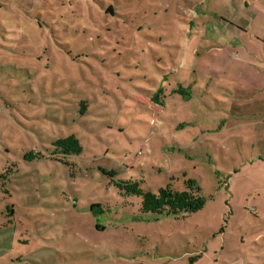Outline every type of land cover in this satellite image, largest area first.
Masks as SVG:
<instances>
[{"label": "rangeland", "instance_id": "1", "mask_svg": "<svg viewBox=\"0 0 264 264\" xmlns=\"http://www.w3.org/2000/svg\"><path fill=\"white\" fill-rule=\"evenodd\" d=\"M261 67L264 0H0V264H264Z\"/></svg>", "mask_w": 264, "mask_h": 264}, {"label": "trees", "instance_id": "2", "mask_svg": "<svg viewBox=\"0 0 264 264\" xmlns=\"http://www.w3.org/2000/svg\"><path fill=\"white\" fill-rule=\"evenodd\" d=\"M202 10L207 12L206 8H202ZM187 89V87L178 83L171 89V93L184 97L188 95ZM163 94V87H157L156 91L151 96L152 101L163 105ZM53 145L58 148V153H63L65 155L79 154L81 151L79 141L74 135L55 139ZM28 156L32 157V154L28 153L24 155L25 158ZM100 169L105 175L112 177L111 182L117 186L118 190H120L123 195H136L140 197L141 201L138 212L141 214L150 213L156 216L184 217L189 213L200 210L205 204V198L200 195V187L194 180H184L183 190H175L171 184H166L157 191H150L140 188V181L138 180L117 178V172L115 170ZM114 177H116V179H114ZM99 206L100 205L96 206L92 204L91 210Z\"/></svg>", "mask_w": 264, "mask_h": 264}, {"label": "crops", "instance_id": "3", "mask_svg": "<svg viewBox=\"0 0 264 264\" xmlns=\"http://www.w3.org/2000/svg\"><path fill=\"white\" fill-rule=\"evenodd\" d=\"M261 74L259 75V82L260 81H264V74H263V72H264V68L263 67H261ZM249 77H248V79H247V82H248V84H253V85H255V81H254V77H256V76H251V75H248ZM264 88V87H263Z\"/></svg>", "mask_w": 264, "mask_h": 264}]
</instances>
